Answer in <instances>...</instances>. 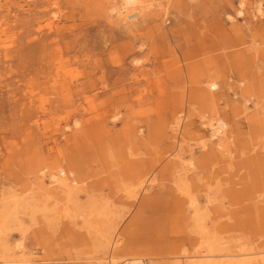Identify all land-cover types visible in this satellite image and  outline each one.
Wrapping results in <instances>:
<instances>
[{
    "label": "rangeland",
    "instance_id": "374dc122",
    "mask_svg": "<svg viewBox=\"0 0 264 264\" xmlns=\"http://www.w3.org/2000/svg\"><path fill=\"white\" fill-rule=\"evenodd\" d=\"M117 1L0 0V215H9L0 226V264H23L22 259L60 264L64 224L92 243L116 228L123 234L121 246L141 252L145 264L197 260L204 248L193 232L196 226L220 225L218 242L244 246L251 264H264V214L249 213L250 194L263 200L264 190L249 192L248 169L241 168L240 159L230 167L215 162L211 168L222 167V172L207 183L209 167L195 168L201 158L199 137L204 135L206 142L208 122L218 118L227 123L234 147L256 144L253 150L264 163V133L251 118L257 111L264 118V110L254 107L258 100L264 102V0H146V24L131 33L109 17ZM187 54L196 59L187 62ZM213 55L218 57L215 65ZM235 55L245 60L258 56L249 62L245 83L255 78L260 99L240 92V68L228 65ZM133 61L156 75L132 83ZM195 61L205 74L212 73L208 68L216 70L224 96L213 106L188 99L178 106L161 98L159 88L170 94L189 89L186 69ZM179 69L183 78L165 75ZM65 82L72 92L84 88L85 94H58ZM132 85L134 94L118 95ZM188 122L193 137H183ZM131 134L132 143L126 139ZM159 156L192 160L197 176L190 193L211 219L190 212V219L181 221L171 208L150 199L162 194L170 202L177 195L170 191L174 184L159 175L165 164L156 160ZM148 160L155 161L147 169L149 182L134 190L135 166ZM54 169L76 181L71 196L39 190L51 187ZM129 190L138 195L128 197ZM80 213L91 214L88 235L78 229ZM216 215L218 220L211 222ZM18 240L22 250L13 255L8 245ZM91 249L95 264L99 258L105 263L107 255Z\"/></svg>",
    "mask_w": 264,
    "mask_h": 264
},
{
    "label": "bare ground",
    "instance_id": "6f19581e",
    "mask_svg": "<svg viewBox=\"0 0 264 264\" xmlns=\"http://www.w3.org/2000/svg\"><path fill=\"white\" fill-rule=\"evenodd\" d=\"M119 2L117 5L113 6L110 10L109 17H111L113 24L118 27L119 29L125 30L128 33H131L134 29L136 30L137 27H142L146 24L144 17L146 16V0H118ZM259 4L255 7L256 13L259 14ZM141 19V24L137 25V19ZM142 48V45L139 47ZM215 49H212V53H215ZM235 61L232 60L231 62H228L229 66H232L235 70H238V67L240 68V77H239V83L243 85L242 88H240V92L245 96L249 95V98L255 97L260 99V96H257V83H255V78L251 77L249 80V84L245 83L246 78H249V62L252 63L255 60V57L251 55L249 56V59L242 58L243 56H237ZM242 58L243 61L241 59ZM262 57V56H261ZM186 61H192L196 58L193 57V55L187 54L186 57H184ZM212 65L216 64V61L218 59L217 56L213 55L211 58ZM229 61V60H228ZM134 68L137 66L136 73L134 72L132 74V77H130V80L132 83L136 84L138 82L139 78L145 79V81L150 78H153L152 76L156 75L155 71H147L142 68V65L139 64L138 61H133ZM190 67H187L186 71V83L190 86L188 90H183L178 93H167L162 88L160 89V95L161 98H170L175 100L176 104L180 106V102H182L185 99H188L189 101H200L205 104L208 103V105H212L219 100L220 97L224 96L219 88V83L215 77L216 70H211L208 68V73L212 72L211 74H205L203 69H199L201 66L199 62L195 61V63H189ZM199 66L198 68H195ZM189 69V70H188ZM195 69V70H194ZM158 71V70H157ZM154 73V74H153ZM183 72L179 70H173L170 72H165V75L167 78L170 79V77L174 78H183L182 75ZM248 76V77H247ZM69 82H65L59 87V91H57L58 94H64L65 96H71L75 93L76 96H83L85 94V89H81L78 92H72L70 88L68 87ZM185 83V84H186ZM139 84V83H138ZM137 84V89H140V85ZM184 84V83H183ZM134 85L129 86L128 90H121V92L118 93L125 95H131L134 94L135 91ZM55 89V88H54ZM219 89V91H218ZM57 90V89H56ZM145 92V91H140ZM151 92V91H149ZM152 94V93H151ZM178 101V102H177ZM206 105V104H205ZM254 107H257L258 109H261V111L264 110V102L263 101H257L254 104ZM180 109V108H178ZM212 110V109H210ZM179 111V110H178ZM181 112V111H180ZM259 112H256V115L252 116L253 124H259V128L264 133V118H259ZM263 114V112L261 113ZM188 118V117H187ZM179 122V121H178ZM177 122V123H178ZM191 122L184 123L182 134L183 137L188 135L192 136L194 135L191 131ZM208 127L211 131L210 138H205L206 142L204 140V135H201L199 139L201 140L200 143V150H201V158L196 163L198 166L195 168H202L205 169L208 168V171H206L205 180L206 183L210 182L211 179L216 178V174L222 172V167L218 168L216 171L211 168V165H214L216 162L224 163L227 166L230 167L231 163L234 162L235 159H240L241 168L246 167L248 169V176H249V192L253 191V187L255 188H261L264 190V163L262 162V156L259 155L260 153H255L253 148L256 147V144L250 143L249 148L247 149L243 144H240V142L237 144L236 147H234L235 143L233 144V138L232 133L227 128V123L223 121L222 119L218 118L214 122L213 120L208 122ZM179 127H177L178 129ZM177 131V130H176ZM134 135H127V140L132 143V140H134L132 137ZM193 137V136H192ZM211 140H216L215 143L212 144ZM260 142H258L259 144ZM263 148V147H262ZM157 152L154 151L153 154H156ZM178 156V155H176ZM175 157V156H174ZM207 157V158H206ZM157 161H160L164 164L163 169L160 170L159 175L161 176L162 180L169 179L170 182L174 184L173 188L170 189L173 193H177L175 195V198H171L170 202H167L162 194L156 195L154 198H150L154 203L159 202L163 208H171L172 213L175 215L174 218L179 219L181 221L189 220L190 214L192 213L193 217H202L208 216L202 213L201 207L199 206V202L197 198H195L191 193L190 189H192L194 184V178H196L195 173H193V167L194 163L192 160L189 159V161H184L183 159H179V157L176 158V160H167L168 157H156ZM155 161L148 160L141 162V164L137 167L135 166V181L133 182L134 190L141 189L147 182H149V179L147 180V169L149 166L152 165ZM224 165L223 168H226ZM72 174V172H71ZM192 174V175H189ZM64 176V171L60 170L59 172L56 171V169L52 170V173L50 174V186L48 188H44L42 186L39 187L40 191L43 192H50L55 191L58 193H61L64 196H71L74 192V185L76 184L75 180H68V178L61 177ZM247 176V175H246ZM201 178V177H200ZM203 180V179H202ZM233 184V183H232ZM235 183L234 185H236ZM206 187V186H205ZM203 188V187H202ZM207 190H209V187H206ZM147 189H143L142 191L147 192ZM201 191V187L199 188ZM217 191L215 192V194ZM128 197H136L138 195L137 192L129 190L127 192ZM205 203L206 205L210 203L208 194L205 192ZM145 199V198H144ZM162 201V203H161ZM250 201L251 204L249 205V213H255L256 215H263L264 214V199L259 200L255 196V194H250ZM145 201L142 200L139 204L140 207L145 205ZM34 206V205H33ZM205 207V206H204ZM29 211L32 209L30 203L28 205ZM191 212V213H190ZM188 214V216H187ZM207 214V213H206ZM218 216L222 214V212L217 213ZM217 216V215H216ZM218 216L211 220V222L215 223L218 220ZM250 216V214H249ZM192 217V220H193ZM200 217V218H201ZM9 215L5 212L2 215H0V226H5L8 222ZM78 218L82 221L81 226L78 227V229H85L86 234L89 233V229L91 227V214L88 213L85 214H78ZM210 218V216L206 217ZM77 224H75L76 226ZM222 226H224L222 224ZM221 227L220 225L216 226H210L207 227L206 225H198L196 226V229L193 231L196 237L199 241H201V245L204 248V252L202 257L198 258L197 260H189L187 263L183 264H251L249 261V252L248 248L242 246V247H234L230 246V242H218L217 235L220 233ZM83 233H80L78 230H70L67 228V226L64 224V226L61 227L59 232V240H60V252L59 256L57 258L58 262L60 264H95L97 261V258L94 259V257L90 256V252H92L91 247L93 246L95 249H100L103 254L107 255V259H105V263L101 262L103 261V258H99L98 261L99 264H145V259L142 258L141 252L137 251V254H133L129 251L132 249H127L125 246H121V239L123 234L122 231L119 232L116 228L111 229L106 234L102 235L100 239H97L95 243H92L93 241H90L89 238L84 237ZM194 239V238H193ZM192 240V239H190ZM195 240V239H194ZM221 240V239H220ZM222 240H224L222 238ZM233 243H237V241H234ZM222 245V246H221ZM7 246V245H6ZM8 250L15 255L17 251H21L22 249V241L18 240L14 243H12V246L8 245ZM127 253V257H120L122 253ZM133 251V250H132ZM32 256V255H30ZM23 254H20L18 259H22ZM29 260L22 259L23 264H29ZM147 263V262H146ZM22 264V263H21ZM150 264V263H147Z\"/></svg>",
    "mask_w": 264,
    "mask_h": 264
}]
</instances>
